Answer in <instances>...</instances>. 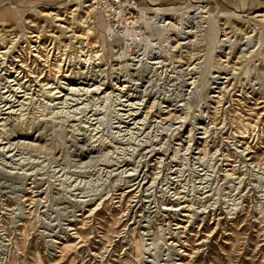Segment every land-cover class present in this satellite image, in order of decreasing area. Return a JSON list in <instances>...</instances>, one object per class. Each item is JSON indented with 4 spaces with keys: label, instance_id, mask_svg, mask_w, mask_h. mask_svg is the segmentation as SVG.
<instances>
[{
    "label": "rangeland",
    "instance_id": "obj_1",
    "mask_svg": "<svg viewBox=\"0 0 264 264\" xmlns=\"http://www.w3.org/2000/svg\"><path fill=\"white\" fill-rule=\"evenodd\" d=\"M0 15V264H264V0Z\"/></svg>",
    "mask_w": 264,
    "mask_h": 264
},
{
    "label": "bare ground",
    "instance_id": "obj_2",
    "mask_svg": "<svg viewBox=\"0 0 264 264\" xmlns=\"http://www.w3.org/2000/svg\"><path fill=\"white\" fill-rule=\"evenodd\" d=\"M203 1V0H202ZM206 1V0H205ZM9 16V15H8ZM8 16H7V18H8ZM22 17V16H21ZM4 17L2 16V15H0V19L1 20H5V19H3Z\"/></svg>",
    "mask_w": 264,
    "mask_h": 264
}]
</instances>
